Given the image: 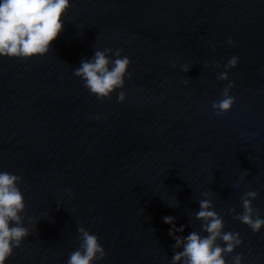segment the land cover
Wrapping results in <instances>:
<instances>
[{
	"label": "water",
	"instance_id": "95a60500",
	"mask_svg": "<svg viewBox=\"0 0 264 264\" xmlns=\"http://www.w3.org/2000/svg\"><path fill=\"white\" fill-rule=\"evenodd\" d=\"M63 22L47 54L0 56V171L21 177L30 233L5 264H67L79 227L105 249L95 264H172L162 218L205 236L202 199L243 241L228 264H264V228L236 218L249 191L264 217V0H70ZM105 48L131 76L100 99L74 70Z\"/></svg>",
	"mask_w": 264,
	"mask_h": 264
},
{
	"label": "clouds",
	"instance_id": "9594fccd",
	"mask_svg": "<svg viewBox=\"0 0 264 264\" xmlns=\"http://www.w3.org/2000/svg\"><path fill=\"white\" fill-rule=\"evenodd\" d=\"M70 7V0H0V56L29 59L45 55L51 50L52 42L57 39L64 27L63 16ZM231 45L234 42L229 39ZM110 49L97 50L89 60H82L74 70V75L81 78L84 87L97 98H109L118 89H123L130 57L115 52V59L107 53ZM239 57L232 56L226 67H236ZM184 66L183 71H188ZM219 79L227 80V72L220 73ZM186 83V81H185ZM230 82L224 89L223 97L212 104L216 115L228 112L235 103L230 94ZM127 93H117L118 102L126 100ZM99 120L100 117L97 116ZM21 177L8 171H0V264H5L15 247L29 236V229L24 226L21 213L26 205L19 185ZM71 195V193H69ZM207 195V193H205ZM255 191L246 192L242 198L243 212L236 218L247 224L253 232L264 228V217L255 214L252 200ZM200 209L195 213L201 220L202 228L207 233L201 236L193 231L181 238L177 232H183L184 226L176 227L174 216H164L163 222L169 224V234L175 239V251L172 264H228L225 253H233L243 241L238 232L224 231L223 219L212 208L211 201L202 199ZM79 247L67 259V264H95L106 256L99 238L84 227H79ZM223 241V246L217 243ZM232 264H243L242 254L232 258Z\"/></svg>",
	"mask_w": 264,
	"mask_h": 264
}]
</instances>
